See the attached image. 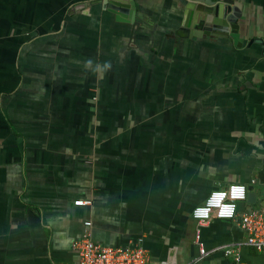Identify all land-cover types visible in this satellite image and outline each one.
I'll use <instances>...</instances> for the list:
<instances>
[{
    "label": "crops",
    "instance_id": "obj_1",
    "mask_svg": "<svg viewBox=\"0 0 264 264\" xmlns=\"http://www.w3.org/2000/svg\"><path fill=\"white\" fill-rule=\"evenodd\" d=\"M95 1L0 0V264H74L86 222L153 264H233L197 260L192 211L237 183L239 211L264 206V0H232L234 36L189 37L176 0H136L135 24ZM245 239L201 229L208 251Z\"/></svg>",
    "mask_w": 264,
    "mask_h": 264
},
{
    "label": "built area",
    "instance_id": "obj_2",
    "mask_svg": "<svg viewBox=\"0 0 264 264\" xmlns=\"http://www.w3.org/2000/svg\"><path fill=\"white\" fill-rule=\"evenodd\" d=\"M232 185H243L245 195L243 198L232 199L230 189ZM219 193H224L223 198ZM219 204L209 201H217ZM248 201V188L244 184H230L225 188L213 190L204 203L195 207L192 211V218L197 223L195 243L199 249L197 260L205 258L216 251H222L226 257L232 259L233 264H247L241 255L240 246L245 245L256 252L264 254V206L239 211V204ZM76 205H83V201L75 202ZM230 204L231 215H219L220 207ZM197 209H208L207 214H196ZM213 220L238 221L240 228L245 232L244 242L235 246H222L208 251L201 240V229ZM85 230L82 236L76 239L72 245L77 261L74 264H153L152 258L147 250L138 243L126 246H110L95 241L92 238L90 227L91 222L85 223ZM193 260V261H197ZM194 263V262H193ZM191 263V264H193ZM157 264H177L173 260H161Z\"/></svg>",
    "mask_w": 264,
    "mask_h": 264
},
{
    "label": "water",
    "instance_id": "obj_3",
    "mask_svg": "<svg viewBox=\"0 0 264 264\" xmlns=\"http://www.w3.org/2000/svg\"><path fill=\"white\" fill-rule=\"evenodd\" d=\"M179 4L181 28L178 34L189 37L190 35H227L238 29L237 21L240 18L239 9L233 6L232 0H176ZM105 10L115 14L124 22L135 24L141 13L137 10L136 0H97ZM233 35V36H234ZM248 200L255 202L254 194L249 192Z\"/></svg>",
    "mask_w": 264,
    "mask_h": 264
},
{
    "label": "clouds",
    "instance_id": "obj_4",
    "mask_svg": "<svg viewBox=\"0 0 264 264\" xmlns=\"http://www.w3.org/2000/svg\"><path fill=\"white\" fill-rule=\"evenodd\" d=\"M85 68H90L93 72H104L108 69L111 68V64L110 62L105 61L102 65L101 64H96L93 65V62L91 60H86L85 61ZM219 197L222 199L224 193H219L218 194ZM245 195V189L243 185H232L231 189H230V197L232 199H237V198H243ZM210 204L215 203V204H219V200L213 202V201H209ZM233 206L230 204H224L220 207V211H219V215L221 216H226V215H231V211H229V209H231ZM208 209H197L196 210V214H207Z\"/></svg>",
    "mask_w": 264,
    "mask_h": 264
}]
</instances>
